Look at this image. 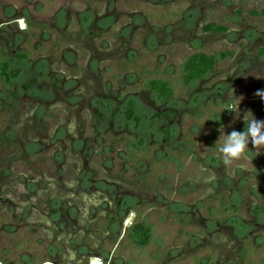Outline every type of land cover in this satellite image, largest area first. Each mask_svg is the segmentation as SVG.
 I'll return each instance as SVG.
<instances>
[{
  "label": "rangeland",
  "instance_id": "1",
  "mask_svg": "<svg viewBox=\"0 0 264 264\" xmlns=\"http://www.w3.org/2000/svg\"><path fill=\"white\" fill-rule=\"evenodd\" d=\"M263 7L264 0H0V55L9 59L12 77L7 89L0 84L4 197L18 200L28 181L45 186L60 178L55 186H73L88 166L95 168L92 179L124 168L117 183L132 195L135 208L126 224L136 217L145 221L152 243L134 249L122 239L114 264H264V149L250 142L244 158L229 166L217 150L226 134L244 131L246 112L264 120V100L255 95L264 90V20L250 14ZM86 11L95 17H79ZM105 16L111 21L103 24ZM208 24L225 31L206 32ZM195 52L214 56L215 67L184 86L180 67ZM24 53L28 59L18 60ZM40 74L46 77L34 82ZM147 78L168 80L172 101L157 104L141 89ZM28 83L31 89L24 86ZM94 100L102 104L95 107ZM129 100L138 126L128 122L118 129L117 119L114 133L125 134L97 143L101 117L112 122L109 112ZM238 104L239 116L232 112ZM170 109L176 118L171 141L165 142L161 130L167 121L154 116ZM133 138L140 148L136 163L125 148ZM81 140L97 152L108 144L107 156L85 150L91 157L84 166V152L73 147ZM30 143L34 151L27 150ZM147 147L157 150L153 157L160 168L141 161ZM166 151L179 154L177 163L161 158ZM103 157L113 159L114 166ZM4 210L0 203V262L44 260L48 237L39 210ZM89 231L56 241L59 255L69 253L72 261L81 244L89 254L93 246L111 252V242L100 245L97 233Z\"/></svg>",
  "mask_w": 264,
  "mask_h": 264
},
{
  "label": "flooded vegetation",
  "instance_id": "2",
  "mask_svg": "<svg viewBox=\"0 0 264 264\" xmlns=\"http://www.w3.org/2000/svg\"><path fill=\"white\" fill-rule=\"evenodd\" d=\"M109 1L115 2V0H109ZM93 15H94V12L86 11V12H82L79 17L82 18L85 16V18L86 17L94 18L95 16ZM108 19L109 18L105 16L103 20L101 21L104 24V22L107 23L111 21V19L109 20ZM106 83H110L109 80H107ZM142 84L143 82L141 83V89L148 93H151L150 91L143 88ZM70 97L72 98L73 96H68V98ZM104 97L107 98V96H104ZM94 101L95 102H93V105L95 107L99 106V104H102L100 100H94ZM130 102H133V101L129 100L128 102H126L125 107L116 111V114H114L113 118L110 117V120H112V122L105 121L104 116L101 117V121L98 123V127H97V129L99 130L98 137L100 138H95L97 143H99L101 140H104V138H107L110 142L113 140L114 136L117 137V136L125 134V132H123L122 130L120 131L118 130V132L114 133L113 131L114 121L119 119L118 129L120 127H125V124L127 123H124V120H123L124 118L123 116H121V112L124 111V109L129 105ZM166 103H162L160 105H163ZM133 105H134V102L131 106L132 110H133ZM170 110L174 112V116L171 120L168 118V116L163 114L168 110H165L162 113H160L162 114V116L158 117L160 119L164 118L167 121L166 127L164 129H166L167 127H170V129H172V126H173L172 123L176 118V110L174 109H170ZM112 112L113 111L109 113L111 114ZM163 140L165 141L164 137H163ZM55 141L58 143V140H55ZM86 145H87V142H85L84 140H81V142H75L73 144V147L75 149L80 148L79 150L80 153L84 152V157L86 159V162L82 163L84 166L89 163V158L91 157L87 152H85V150H90L92 151V154H95L96 156L99 155L100 157H102V154H105L107 156L109 152L108 147H110L107 144V146H102L100 152H97V150H94L93 148L86 149L85 148L87 147ZM180 145H178L177 147L184 146L182 144ZM51 146L52 144L50 143L48 147H51ZM34 147L35 145L33 143H30L29 146H26V148H28L27 150L31 149L30 151H34ZM125 148L127 150L126 152L128 154V157H127L128 160L130 159L131 161H135V163L138 162V160H136L137 157L135 155V151L136 149L140 150L139 142L137 143L135 138H133L129 140L128 143H125ZM171 149L174 150V148H171ZM132 151H134V155L132 154ZM141 151L143 155L147 154L146 156H143V158H147V159H143L140 157L141 161L146 163L147 160L152 159L153 154H155V151L157 150L154 149V151L151 153L150 149L147 147V148H143ZM62 152L63 151H60V154L57 153L55 155L53 153L52 157L54 159H56L57 157H61ZM164 153L162 154V156L164 155ZM148 154H150V157H148ZM175 157L177 158V161H178L180 156L177 153ZM161 158H163L164 160H167L165 156ZM101 159H103V161H105L106 164L109 163L111 167L114 166L113 159L105 158V157ZM152 161L153 160L150 161L152 165L153 163L157 164L156 161L155 162H152ZM126 163L129 164V161H127ZM125 165L127 164H124V166ZM157 165H158V168L161 167V163ZM146 166L148 165L146 164ZM127 168L128 166L127 167L125 166V169ZM94 169L95 168L91 166L84 168L83 170L84 175L82 176V179H80L81 176L77 174L76 175L78 178L77 183H75V185L70 186V187L65 186L63 184H61L60 187H57L58 185L55 184V182L60 181L59 180L60 178H52L48 182L45 181L44 182V184H46L45 186L40 185V183H38L37 181L25 182L23 186V192L19 194L18 200H17V197L16 199L15 197L12 199L5 198L4 197L6 194L5 190L4 192H2L3 189L0 186V203L4 204V207H5L4 212L6 211V213H8L10 212V210H13V209L24 210L25 207H28L36 211L39 210L38 211L39 216H41L43 219V222H44L43 230L47 232V237H48V242L42 241V242L47 243V248L44 252L45 259L39 260L37 263L33 262L34 264H76V263L78 264H103L105 261H107V263L109 264H114L113 254L116 253L118 245L122 243L121 240L124 239V242L128 244L127 236H126L128 229L138 222L146 223L142 219H139L138 217H136L135 220L129 223V225L126 224L127 223L126 219L128 218L129 214H131L132 212H135V208L133 207L132 195H130L129 193L127 194L125 189L119 186L118 184L119 175L120 173L123 172L124 168H119V170H117V172H114V174H112L113 170L111 172H109L108 170L106 173V178L96 177L92 179L93 176L95 177ZM99 169L102 171V168L99 167ZM108 179H111V180L109 181ZM51 184L53 185L55 184L57 186L55 185L50 186ZM8 189L9 187H6V190ZM11 189H14V188H11ZM7 193L14 194V192H11V191ZM46 193H48V198L43 199L42 197H44ZM22 198L26 201L25 203L21 202ZM30 200H34V202L31 203ZM15 201H18V202H15ZM40 201H43L42 204L45 205L44 207L40 205L41 203ZM92 224H94V228H92L91 230L88 229L87 226L90 227L92 226ZM10 226L11 224L7 225L6 228L10 229ZM87 231H89L90 234L97 233L98 241H100L99 243H101L100 245H102L104 242H111L113 244V248L111 249V252L106 251V250H99V247L97 248L96 246H93L94 252L89 254L87 252L89 247L87 245L85 246V244H81L77 248V250L75 249L73 251L75 253L73 254L74 258L72 261L69 260L68 258V255H70L69 253L66 255H63V254L59 255L60 247L56 246V243H55L56 241L58 240L60 242L65 241L66 240L65 236H67V234L75 235L77 233H85ZM103 231L104 233L102 234L101 232ZM149 245H151V243ZM96 250L97 251L99 250V251L96 252ZM76 252H78V254H76ZM108 255H109V259H112V260H109V261L107 260ZM91 259L99 260V261L94 263L91 261ZM0 264H4V263L0 262Z\"/></svg>",
  "mask_w": 264,
  "mask_h": 264
},
{
  "label": "trees",
  "instance_id": "3",
  "mask_svg": "<svg viewBox=\"0 0 264 264\" xmlns=\"http://www.w3.org/2000/svg\"><path fill=\"white\" fill-rule=\"evenodd\" d=\"M253 17H260L264 20V7L258 11L250 12ZM206 32L211 33H222L225 31L223 26L208 24L203 28ZM225 54H222L220 57H224ZM18 60H27L28 55L22 54L17 55ZM215 67V58L212 55L204 54L202 52H195L189 55L181 64L180 67V81L184 86H190L194 82H197L203 79L208 73H210ZM10 61L4 56L0 55V84H2L6 89L8 88V84L11 81L12 77L10 76ZM11 77V78H10ZM45 76L40 74L38 78L33 79L34 82H40L44 79ZM26 89H31L32 86L30 83L24 85ZM143 88L150 91L155 98L157 104L162 103H170L174 96V90L171 86L170 82L163 78H147L143 81ZM11 93V92H10ZM133 102H130L129 105L121 112V116H123L124 123L133 122L135 126H138L140 119L134 115V112L131 108ZM112 116L116 114L113 111ZM164 115L168 116L171 120L174 116V112L172 110H168ZM162 114H155L154 118L161 117ZM127 127V124H125ZM163 137L166 142L171 141L172 129L167 127L166 129L161 131ZM1 140V139H0ZM1 142V141H0ZM134 155V151H132ZM164 156L172 161V163H177V158L172 155L171 152H165ZM152 162H155V159L152 156ZM157 166V164H154ZM228 210V208H227ZM230 212L234 213L236 211L235 206L229 205ZM127 241L128 244L132 245L136 249L145 248L147 245L152 243V231L146 223L138 222L130 227L127 231Z\"/></svg>",
  "mask_w": 264,
  "mask_h": 264
},
{
  "label": "clouds",
  "instance_id": "4",
  "mask_svg": "<svg viewBox=\"0 0 264 264\" xmlns=\"http://www.w3.org/2000/svg\"><path fill=\"white\" fill-rule=\"evenodd\" d=\"M256 96L264 100V90H258ZM240 104V103H239ZM239 104L235 110L239 116ZM248 111L244 114L243 120L245 123L244 131L233 130L226 134L223 144L218 147V153L221 155L222 162L225 166L231 165L234 161L244 158L247 151H249V143L257 150L264 149V120H258L251 113V118Z\"/></svg>",
  "mask_w": 264,
  "mask_h": 264
}]
</instances>
